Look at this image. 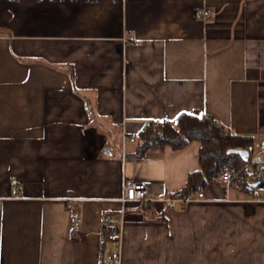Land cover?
Wrapping results in <instances>:
<instances>
[{"label": "crops", "instance_id": "crops-1", "mask_svg": "<svg viewBox=\"0 0 264 264\" xmlns=\"http://www.w3.org/2000/svg\"><path fill=\"white\" fill-rule=\"evenodd\" d=\"M182 114L264 136V0H0V264H109L124 176L162 197L201 168L197 138L135 153ZM200 187L129 202L121 264H264V201Z\"/></svg>", "mask_w": 264, "mask_h": 264}, {"label": "built area", "instance_id": "built-area-1", "mask_svg": "<svg viewBox=\"0 0 264 264\" xmlns=\"http://www.w3.org/2000/svg\"><path fill=\"white\" fill-rule=\"evenodd\" d=\"M204 19H211L214 12L210 7L204 6L198 11ZM216 122V118H213ZM134 140V136H125L123 139L122 156L126 157V140ZM248 157L240 165L224 164L216 178L226 188V200H263L264 184V136L258 140L250 141L245 147ZM17 183V180H14ZM206 198L205 188L199 187L188 191L177 192L169 196H154L150 193L147 182L124 176L122 192L119 197L120 206L116 212L107 213L104 224V239L119 243V248L106 254L109 264H121L122 262V237L123 223L129 202L149 204L161 200L170 204H179L185 207L189 202ZM77 202L76 198H70L69 205ZM82 232V218L77 217L72 227V234L80 235Z\"/></svg>", "mask_w": 264, "mask_h": 264}, {"label": "trees", "instance_id": "trees-1", "mask_svg": "<svg viewBox=\"0 0 264 264\" xmlns=\"http://www.w3.org/2000/svg\"><path fill=\"white\" fill-rule=\"evenodd\" d=\"M201 140V168L190 173L186 185L181 191H188L204 185L214 178L224 164L240 165L244 158L229 148H245L253 140L248 134L234 132L226 126L213 122L212 117L182 114L176 119L153 121L145 125L139 135L136 150L143 157L148 149L160 148L165 144L181 147L190 140ZM264 184V179L260 181Z\"/></svg>", "mask_w": 264, "mask_h": 264}, {"label": "water", "instance_id": "water-1", "mask_svg": "<svg viewBox=\"0 0 264 264\" xmlns=\"http://www.w3.org/2000/svg\"><path fill=\"white\" fill-rule=\"evenodd\" d=\"M228 151H237L242 155L244 159L248 157V150L246 148H229Z\"/></svg>", "mask_w": 264, "mask_h": 264}]
</instances>
